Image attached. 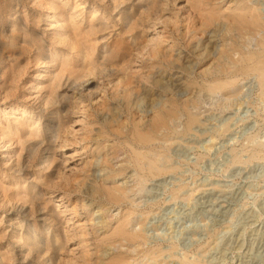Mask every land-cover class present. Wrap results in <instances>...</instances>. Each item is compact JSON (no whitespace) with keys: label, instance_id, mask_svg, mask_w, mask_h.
Returning a JSON list of instances; mask_svg holds the SVG:
<instances>
[{"label":"rangeland","instance_id":"rangeland-1","mask_svg":"<svg viewBox=\"0 0 264 264\" xmlns=\"http://www.w3.org/2000/svg\"><path fill=\"white\" fill-rule=\"evenodd\" d=\"M108 1L0 0V264H264V27L238 21L246 0H155L131 30Z\"/></svg>","mask_w":264,"mask_h":264},{"label":"bare ground","instance_id":"bare-ground-1","mask_svg":"<svg viewBox=\"0 0 264 264\" xmlns=\"http://www.w3.org/2000/svg\"><path fill=\"white\" fill-rule=\"evenodd\" d=\"M108 1V0H107ZM148 2L147 3V5H142V3L143 2ZM158 1V0H157ZM53 2V1H52ZM109 2V4H110V6H112V8L115 10V9H117V8H119V6L120 5H123L124 7L126 6V5H130V9L128 8H121L120 10H119V13H117V14H119L120 16H121V19H124V21L126 22V24H127V27L129 28V29H133V27H132V25L136 22H134V23H132L131 22V20H132V18H130V17H132V11H134L133 9H134V7L137 5V3L138 4H140V5H138L139 6V9L141 8V10H140V13L143 15V14H145V13H147L148 15H149V9H151V5H154L155 4V0H109L108 1ZM167 2V1H166ZM249 2H251V5H249L248 3ZM54 3V2H53ZM96 3V2H95ZM168 3V2H167ZM158 4V3H157ZM246 4L247 5H244V7H242L241 9V11L243 12L242 14H239L238 15V21L239 22H241V23H245L246 24V26H247V28H249V29H252L254 32H258V31H260L263 27H264V18H263V16H262V14H261V11L258 9V7H257V5L256 4H254V2H253V0H246ZM95 5V4H94ZM97 5V4H96ZM170 5V4H169ZM157 6V5H156ZM102 7V6H101ZM122 7V6H121ZM155 7V6H154ZM153 7V8H154ZM159 7V6H158ZM168 7V6H167ZM136 10V9H135ZM154 10V9H153ZM91 11H92V9H91ZM96 11V10H95ZM139 11V10H138ZM136 12H137V10H136ZM159 12H160V10H159ZM95 13V12H94ZM109 13V12H108ZM107 13V14H108ZM135 13V12H134ZM61 14V13H60ZM115 14V13H114ZM116 14V15H117ZM51 15V14H50ZM204 15V14H203ZM75 17V16H74ZM91 17V16H90ZM114 17H115V15H114ZM118 17V16H117ZM136 17V16H135ZM76 18V17H75ZM74 18V19H75ZM105 19V18H104ZM136 19V18H135ZM156 19V18H155ZM155 19H153V20H155ZM158 19V18H157ZM156 19V20H157ZM100 21V20H99ZM159 21V20H158ZM114 22V21H113ZM130 22L132 23V25L130 24ZM155 22V21H154ZM149 23V22H148ZM152 23V22H151ZM76 24V23H75ZM97 24V23H96ZM137 24V23H136ZM139 25V24H138ZM137 25V26H138ZM155 25H156V23H155ZM99 26V25H98ZM97 26V27H98ZM141 27H142V25H141ZM244 27V26H243ZM95 28H96V26H95ZM71 29V28H70ZM98 29V28H97ZM92 31H93V29H92ZM149 31V30H148ZM236 31V30H235ZM85 32V31H84ZM64 33H66V32H64ZM78 33H79V31H78ZM80 34V33H79ZM137 34V33H136ZM243 34V33H242ZM76 36H78V35H74V37L76 38ZM60 37V36H59ZM89 37V36H88ZM97 37V36H96ZM95 37V38H96ZM92 38V37H91ZM84 39H86V38H84ZM97 39V38H96ZM81 40V39H80ZM68 41V40H67ZM79 41V40H78ZM91 41V40H90ZM236 41V40H235ZM73 42V41H72ZM77 42V41H76ZM97 42V41H96ZM264 41H262L261 43L264 45V43H263ZM74 43V42H73ZM78 43V42H77ZM82 43V42H81ZM138 43V42H137ZM68 45V44H67ZM70 45H71V43H70ZM83 45V44H82ZM71 48V47H70ZM82 48V47H81ZM87 49V48H86ZM90 49V48H89ZM105 49V48H104ZM80 50V49H79ZM82 50H83V48H82ZM97 51V50H96ZM99 52V51H98ZM108 51L106 50L105 51V54H104V58L103 59H105V60H107L106 58L107 57H109L110 56V53H107ZM81 53V52H80ZM97 54V53H96ZM95 56V55H94ZM93 56V57H94ZM97 57V56H96ZM95 57V58H96ZM124 57V56H123ZM90 58H91V56H90ZM246 58V59H245ZM243 59H245V60H248V61H250V60H253V57L252 56H247V57H243ZM264 59V58H263ZM83 60V59H82ZM255 62V61H254ZM67 63V62H66ZM66 65V64H65ZM68 65V64H67ZM99 65V64H98ZM108 65V64H107ZM96 66V61H94L93 60V58H91V62H90V69L92 70L94 67ZM254 66V65H253ZM79 67V66H78ZM109 67V66H108ZM82 68V67H81ZM105 68V67H104ZM253 70H255V71H257L258 72V74H259V80H260V82H261V87H262V89L261 90H263L264 91V62L263 61H258L257 63H256V65L252 68ZM102 70V69H101ZM18 72V71H17ZM54 78V77H53ZM62 81V80H61ZM68 82H70V81H68ZM71 82H73L72 84H74V83H76L77 84V80H75V79H72L71 80ZM80 82V81H79ZM56 83V82H55ZM66 84V83H65ZM229 84H231V82L230 81H225V82H220V81H218V80H214V83L210 86V89H212L213 91L214 90H216V89H218V88H220L221 86H225V85H229ZM79 85H80V83H79ZM56 86V85H55ZM72 87V88H71ZM78 88V86H75L74 85V87L73 86H67L65 89H64V91H63V93H64V95H63V97L61 98L62 100H71V97L69 96V92L70 91H72V90H74V89H77ZM54 90V89H53ZM79 92H80V90H79ZM262 92V91H261ZM54 94V93H53ZM60 94V93H59ZM47 96V95H46ZM59 96L60 95H56V94H54V102H58V98H59ZM45 102V101H44ZM50 101H48V103H49ZM47 103V104H48ZM49 105V104H48ZM65 105V104H64ZM43 108V107H42ZM60 108V107H59ZM37 117H39V116H37ZM59 117V116H58ZM56 118V117H55ZM59 120V119H58ZM194 117L193 116H191L190 118H189V124H191L192 122H194ZM38 122V121H37ZM39 124V123H38ZM45 126V125H44ZM43 126V127H44ZM62 126V125H61ZM58 127V126H57ZM42 128V127H41ZM57 129V128H56ZM52 132V131H51ZM61 132V131H60ZM54 133V132H53ZM50 134V133H49ZM32 135V134H31ZM49 136V135H48ZM52 136V135H51ZM45 137V136H44ZM52 138V137H51ZM54 140V139H53ZM56 140V139H55ZM142 140H144L145 142H150L148 139L147 140H145L144 138H142ZM18 141V140H17ZM25 141V140H24ZM31 141V140H30ZM27 141H25V143H26ZM24 144V143H23ZM22 145V144H21ZM20 145V146H21ZM36 145H38L37 143H32L31 145H29L28 146V151H33V150H35L36 148H35V146ZM19 147V146H18ZM26 147V146H25ZM24 146H22V148H25ZM56 147V142H53V141H51L50 142V144L48 145V146H46L45 147V157L47 158V165L48 166H46V169H48V171L50 170V168L53 166V165H56V164H54V161H56L57 160V157L55 156V154L53 153V151H52V149H54ZM21 148V147H20ZM31 153V152H30ZM22 154V153H21ZM32 154V153H31ZM134 154H135V156H136V161L138 162V165L141 167V168H143L144 166H146L147 167V169L152 173L153 171H157V170H161L160 169V167L158 166V164H157V161H156V159H155V154H154V150L153 149H149V150H146V152H142V151H139V150H137V149H134ZM24 155V154H23ZM30 155V154H29ZM44 157V158H45ZM28 158V157H27ZM24 160V159H23ZM18 161H20V160H18ZM42 161H44V160H42ZM143 161V162H142ZM17 162V161H16ZM45 162V161H44ZM52 168H54V166L52 167ZM51 168V169H52ZM55 168H57V167H55ZM10 169V168H9ZM12 170V169H11ZM144 170V169H143ZM20 172V171H19ZM53 172V171H52ZM49 173V172H48ZM47 173V174H48ZM56 174V173H55ZM53 179V178H52ZM25 181H26V179H25ZM42 181V180H41ZM45 182V181H44ZM33 184V183H32ZM30 186V185H29ZM32 186H30V188H31ZM29 188V187H28ZM104 192H105V195H107V198L109 199V200H111V201H116V202H122L123 200H125L127 197H129V195H128V191H127V189L126 188H121V187H118V186H113V187H110V188H105L104 189ZM20 193L21 192H17V196H21L20 195ZM36 197H37V195H33V197H30V195L29 194H26V193H24L22 196H21V199H23V198H28L27 200H24L25 202H27L28 200H30V199H36ZM41 203V202H40ZM13 204V203H12ZM25 211V210H24ZM56 212V211H55ZM42 213H44V212H42ZM57 214V213H56ZM50 216V215H49ZM20 217V216H19ZM52 217V216H51ZM125 217V216H124ZM46 218V217H45ZM19 219V218H18ZM53 220V219H52ZM51 220V221H52ZM121 220V221H120ZM119 221H120V225H118V234L119 235H122L123 236V239L125 240V241H127V242H129V243H131V242H135V241H137L140 237H141V235H140V233L139 232H136V231H133V230H130L129 228H128V225H129V220H127V217H125V218H122V219H120ZM26 221V220H25ZM41 221V220H40ZM45 223V222H44ZM15 224V223H14ZM59 224V223H58ZM55 226H56V224H55ZM54 226V227H55ZM61 226V225H60ZM17 228V227H16ZM22 229H21V233H20V236L21 237H24V235H25V239H24V244H26V246H27V248L31 251V250H36V251H39V250H41V247L39 246V244H40V240H38L37 239V232H36V229L35 228H30V227H28L27 228V230H26V233H24L23 231V227H21ZM57 228H58V226H57ZM57 228H53L54 230H53V232H57L58 231V229ZM19 229V228H18ZM47 229V228H46ZM38 230V229H37ZM59 230H60V228H59ZM64 230V229H63ZM47 231V230H46ZM52 231V230H51ZM50 232V230L48 231V233ZM52 232V233H53ZM65 232V231H64ZM15 235V234H14ZM57 235H59V234H57ZM57 235H55V237L54 238H49V239H47V241H46V243L45 244H48V243H52L53 241H56V243H57V245H58V242L60 241L59 240V236H57ZM40 236V235H39ZM52 236V235H51ZM42 238V237H41ZM43 240V239H42ZM62 241V240H61ZM54 244V243H53ZM44 245V244H43ZM42 246V245H41ZM65 248V247H64ZM62 249V248H61ZM59 250V249H58ZM63 250V249H62ZM20 252V251H19ZM22 252H24V251H22ZM29 253V252H28ZM65 254V253H64ZM63 254V255H64ZM13 255V254H12ZM59 255V254H58ZM62 255V256H63ZM61 256V255H60ZM61 256V257H62ZM47 257V256H46ZM31 258V257H30ZM28 263V262H27ZM32 263V262H31ZM30 264V263H29ZM133 264H136V263H133ZM185 264H200V263H197V262H185Z\"/></svg>","mask_w":264,"mask_h":264}]
</instances>
